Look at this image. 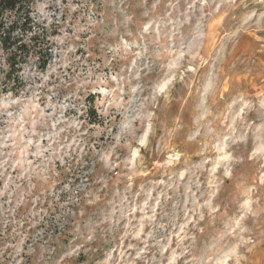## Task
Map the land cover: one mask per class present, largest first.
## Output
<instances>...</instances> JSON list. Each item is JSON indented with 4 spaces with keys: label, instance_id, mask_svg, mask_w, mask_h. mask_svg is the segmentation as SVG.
Returning a JSON list of instances; mask_svg holds the SVG:
<instances>
[{
    "label": "rangeland",
    "instance_id": "1",
    "mask_svg": "<svg viewBox=\"0 0 264 264\" xmlns=\"http://www.w3.org/2000/svg\"><path fill=\"white\" fill-rule=\"evenodd\" d=\"M235 2L240 5V0ZM245 2L246 7H236L232 6V0H71L75 9L71 11V20L70 10L65 7L61 23L53 25L54 36L60 35L59 29L64 23L74 25L79 20L81 25H86L91 17L103 19L110 28L116 29L112 38L116 44L121 37L129 45L147 44L157 33L162 38L167 33L173 50L191 47L192 54L179 53L184 56L182 63H186L187 71L178 83L173 82L168 95L165 93L169 83L164 81L160 85L156 105L159 122L155 137L149 136L150 148L146 150L134 144L129 153L127 148L117 145L104 161L98 159L97 153L102 146L115 141L106 135L97 139L89 134L93 129L88 128L81 143L74 144L75 133L67 128V120L78 113L74 106L62 107L75 92L73 78L87 73L94 63H103L96 38L89 40L90 32L79 33L80 39L73 41L74 46H81L76 47L74 54L68 53L72 60L68 67H57L47 79L43 78L47 73L29 75L21 89L12 81L7 89L3 86L0 91V251L3 252L0 264H14L11 245L21 236L29 239L25 241V251L16 259L20 264H31L26 250L30 237L44 227L53 209L58 210L59 204L66 200V193H61L58 200L49 195L48 184L42 179L49 176L53 164L56 172L53 191H58L62 184L67 183L69 187L70 182L79 184L81 179L92 184L100 175L107 174L111 177L107 198L111 199L115 191L129 197L126 207L118 203L124 215L121 217L117 211L113 217L114 221L119 218L117 231L113 233L115 239L109 238L111 242L102 248L93 244L96 252L89 254L94 259H105L104 253L115 248L109 264L114 261L184 264L189 257L174 259L173 256L177 243L174 233L183 235L180 227L173 225L187 223L188 230L197 234L193 228L197 221L193 209L205 203L201 193L206 189L210 204L220 202L226 206L225 210L243 205L238 223L245 229L251 228L257 236L264 231L261 226L264 221V20L254 23L259 13L264 12V6L252 0ZM62 3L67 5L69 0ZM252 12L257 13L249 21L252 27L246 24L247 31H237L243 18ZM128 18L125 28L121 22ZM145 26L148 31H144ZM66 31L71 35L73 29L69 27ZM84 41H88L87 48L82 46ZM132 51L139 54L137 47ZM56 63H62L58 53ZM123 63L126 62L113 61L109 67L118 71ZM201 91L206 97L203 107L200 106ZM9 92L11 99H3ZM96 98L90 94L82 101H73V105L82 102L87 108L85 115L80 116L86 125L96 122ZM233 99H241L235 123L225 118L227 105ZM205 109L212 115L205 116ZM201 116L205 119L200 120ZM86 125L78 126L81 132ZM221 129L226 132L234 129V144L229 145L227 136L222 144L213 138ZM197 132L194 140L189 139ZM162 144L164 150L160 151ZM64 152L68 155L64 156L63 163L55 159ZM140 157V166L134 175L130 174ZM125 159L130 161V168L122 167L120 162ZM109 162L114 165L111 172L103 167ZM142 187L148 190V196L142 194ZM125 188L130 192H125ZM68 207L81 215L72 205ZM36 220L40 223L33 226ZM203 223L196 227H202ZM199 236L197 249L208 245L211 239L206 233ZM241 236L246 242L250 240L243 231ZM161 244L165 245L163 249ZM261 250L264 243L257 245L248 264H262ZM229 251L225 249L223 261L218 258L216 264H235ZM231 251L236 256L244 255L239 247ZM81 259H84L83 253Z\"/></svg>",
    "mask_w": 264,
    "mask_h": 264
},
{
    "label": "clouds",
    "instance_id": "2",
    "mask_svg": "<svg viewBox=\"0 0 264 264\" xmlns=\"http://www.w3.org/2000/svg\"><path fill=\"white\" fill-rule=\"evenodd\" d=\"M252 2L264 6V0H252ZM240 5L247 6L245 0H240ZM240 5L232 0V6L239 7ZM65 7L70 10L69 19L71 20V11L75 10L71 0L67 5L62 3V0H20V3L16 5L20 24L23 27L10 33H0V91L3 89L5 77L9 74L25 80L29 75L41 76L47 73L43 75V78L47 79V76L56 71L57 67H68L72 63V60L68 58V53L74 54L76 47L81 46H74L73 41L80 39L79 33L90 32L89 40L92 37L96 38L95 44L103 63L99 65L94 63L87 73L73 78L76 85L75 92L69 98V102L62 105L64 108L74 106L78 113L67 120V128L73 129L75 133L73 143L80 144L88 128H92L93 131L89 133L91 136L99 139L106 135L115 141V144L109 142L107 147H101L100 152L97 153L100 161H104L105 156L113 152L117 145L127 148L129 153L133 151L134 144L146 150L149 149V136L151 134L152 138L155 137L159 122L156 105L160 97V85L167 81L169 88L165 95L172 91L173 82L178 83L182 79V74L187 71L186 63H182L184 56L179 53L185 52L191 55L192 48L181 47L173 50V46L169 43L171 36L167 33L164 38L157 33L148 39L147 44L129 45L123 41L122 37L120 43L116 44L112 39L116 29L110 28L103 19L95 20L91 17L86 25H81L79 20L74 25L64 23V26L59 29L60 35L54 36L52 34L53 25L61 23L60 17L64 14ZM254 16H257L256 12L246 15L237 31H247L248 28L244 27L246 24L252 27L249 21ZM129 19L121 22L125 28ZM260 20H264V12L259 13L254 23L259 24ZM69 27L73 29L71 35L66 31ZM144 31H148V26H145ZM82 46L87 48L88 41H84ZM133 47L139 48V54L132 51ZM57 53L62 62L60 64L56 63ZM49 54L52 61L45 67L44 61ZM75 59L78 60L79 57ZM113 61H117L118 64L120 61L126 63L119 65L117 71L109 67ZM105 68L109 70L105 72ZM29 69H31L30 73ZM96 69L100 71L97 73ZM80 93L84 95L81 96ZM90 94L97 97L94 105L97 119L96 122L86 125V121L81 120L80 116L85 115L87 108L82 102L78 106L73 105V101H82L84 96ZM11 95L9 92L2 98L10 100ZM200 96V106L203 107L206 99L205 92L201 91ZM241 99H233L232 104L227 105L225 110L227 112L225 118L233 123L239 118L238 109L241 106ZM233 105L236 107L234 108ZM211 115V111L205 109V116ZM205 116L199 119L204 120ZM80 125H86L84 132L80 131L78 127ZM198 134L199 132L190 136L189 139L194 140ZM226 136L229 145L235 143L234 129L227 132L223 129L218 130L213 138L222 144ZM239 138L243 139L242 136ZM158 150L163 151L164 145L162 144ZM136 151L138 153L139 149L137 148ZM67 155L68 152H64L63 155H56L55 159L63 163L64 156ZM239 158L238 155L236 159L239 160ZM141 162L142 157L138 158L135 168L130 169V174H135ZM120 163L123 168H130L129 160L125 159ZM113 166L110 162L103 164L109 172ZM199 167L202 168V165ZM55 176V165L53 164L49 176L42 177L48 184L49 195L58 200L61 193H66L67 198L59 204L58 210L53 209L44 227L30 237L26 250L31 256V264H109V261H112L111 253L116 251L115 248L104 253L105 259H94L89 254L96 252L93 244L102 248L111 242L109 238L115 239L113 233L117 231L119 218L114 221L113 217L117 211H120L121 217L124 215L123 211L118 208V203L121 207H126L129 197L115 191L111 199L107 198L111 191L109 184L111 177L107 174L100 175L92 184L85 183L81 179L79 184L70 182L71 187L67 183L62 184L58 191H53L56 185ZM212 183L215 185L216 181L213 179ZM219 183L222 184L223 181ZM141 191L143 195H149L146 188L142 187ZM125 192H130V190L125 188ZM201 196L204 197L205 203L196 205L193 209L197 215L196 224L193 225L197 234L194 235L188 230L187 223L183 226L173 225V227H180L183 232V235L174 233L177 235L176 249L172 250L174 259L187 256L191 264H216L218 258L223 261L225 249H229L228 254L233 256L235 264H241L242 261L248 264L257 250V245L264 243V231L257 236L251 228L245 229L242 223H238V217L244 211L243 205L239 208L225 210L226 206H222L220 202L215 205L210 204L207 189L201 193ZM68 205L78 209L83 220H81V215H78L77 211H73ZM201 221L204 222L203 226L197 228L196 225ZM38 223L40 220L34 221L33 226ZM261 226L264 227V221L261 222ZM241 231L249 235V241L246 242L243 239ZM199 233H206L211 239L208 245L197 249L196 242L201 238ZM27 239L29 237L21 236L15 245H11L13 251L10 255L14 264H20L16 257L25 251L24 245ZM165 239L168 240L169 237ZM186 240L187 244H185ZM157 243L159 244V241ZM164 247L165 245H160L161 249ZM238 247L244 255L236 256L231 251ZM177 249H179L178 252ZM82 253L84 259H81ZM261 253L260 259L264 264V250H261ZM2 256L3 252L0 251V257ZM189 260H186L184 264H189ZM113 264H118V261H114Z\"/></svg>",
    "mask_w": 264,
    "mask_h": 264
},
{
    "label": "trees",
    "instance_id": "3",
    "mask_svg": "<svg viewBox=\"0 0 264 264\" xmlns=\"http://www.w3.org/2000/svg\"><path fill=\"white\" fill-rule=\"evenodd\" d=\"M20 3V0H0V33H10L15 31L19 27H23L20 24V17L18 16V10L16 5ZM31 11V9H29ZM7 43V41H5ZM23 47V46H21ZM51 55L49 54L44 61L45 67L50 63ZM15 68V65H13ZM14 82L18 86V89L23 88V80L9 74L5 77L4 88L7 89L9 82ZM16 88H14L15 90Z\"/></svg>",
    "mask_w": 264,
    "mask_h": 264
}]
</instances>
